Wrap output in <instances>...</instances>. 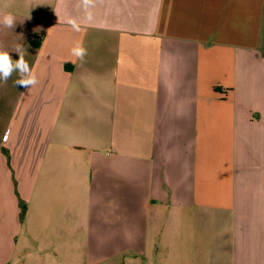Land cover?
Instances as JSON below:
<instances>
[{"label":"crops","instance_id":"crops-1","mask_svg":"<svg viewBox=\"0 0 264 264\" xmlns=\"http://www.w3.org/2000/svg\"><path fill=\"white\" fill-rule=\"evenodd\" d=\"M7 13L38 83L0 81V264H264V0Z\"/></svg>","mask_w":264,"mask_h":264},{"label":"clouds","instance_id":"clouds-1","mask_svg":"<svg viewBox=\"0 0 264 264\" xmlns=\"http://www.w3.org/2000/svg\"><path fill=\"white\" fill-rule=\"evenodd\" d=\"M85 7L91 3V0H83ZM72 27L79 31L75 22L71 19L67 21ZM0 24L5 27L13 29L16 26L15 17L11 13H7L0 18ZM12 51H15L19 55L18 60H13L9 55V51L0 48V81L7 82V80L12 76L13 72L19 73V78L16 80L15 84L20 85L25 88H31L38 83L37 76L35 72L30 68L28 62L25 60V55L27 51L23 45L18 44ZM71 53L74 57H77L83 61L84 57L87 55V49L81 42H76L71 49Z\"/></svg>","mask_w":264,"mask_h":264},{"label":"rangeland","instance_id":"rangeland-1","mask_svg":"<svg viewBox=\"0 0 264 264\" xmlns=\"http://www.w3.org/2000/svg\"><path fill=\"white\" fill-rule=\"evenodd\" d=\"M167 233L164 231V237L166 238ZM82 256L85 259L83 264L87 263V254H89L88 250H83ZM96 255L99 257L97 262H93L91 264H143L141 260H131L132 255L130 254V251L128 250H111V251H95ZM138 252V251H137ZM105 254H109V256L106 258ZM106 258V259H105ZM149 264H154V262H151Z\"/></svg>","mask_w":264,"mask_h":264},{"label":"trees","instance_id":"trees-1","mask_svg":"<svg viewBox=\"0 0 264 264\" xmlns=\"http://www.w3.org/2000/svg\"><path fill=\"white\" fill-rule=\"evenodd\" d=\"M22 215H24V213Z\"/></svg>","mask_w":264,"mask_h":264}]
</instances>
